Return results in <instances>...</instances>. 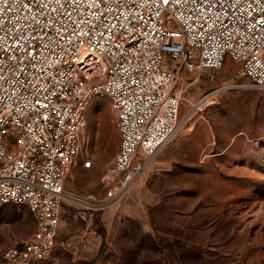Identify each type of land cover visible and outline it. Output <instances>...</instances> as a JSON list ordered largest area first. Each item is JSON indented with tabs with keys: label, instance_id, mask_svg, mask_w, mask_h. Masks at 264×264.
Returning <instances> with one entry per match:
<instances>
[{
	"label": "built area",
	"instance_id": "1",
	"mask_svg": "<svg viewBox=\"0 0 264 264\" xmlns=\"http://www.w3.org/2000/svg\"><path fill=\"white\" fill-rule=\"evenodd\" d=\"M240 68L182 115V69ZM264 88V0H0V205L31 211L32 236L9 264L58 245L66 183L93 165L87 110L106 98L119 134L106 209L218 97Z\"/></svg>",
	"mask_w": 264,
	"mask_h": 264
},
{
	"label": "rangeland",
	"instance_id": "2",
	"mask_svg": "<svg viewBox=\"0 0 264 264\" xmlns=\"http://www.w3.org/2000/svg\"><path fill=\"white\" fill-rule=\"evenodd\" d=\"M239 68L227 59L219 70L182 69L181 114ZM87 121L93 165H79L67 180L57 247L28 264H264V88L218 97L106 209L96 204L115 177L119 147L106 98L92 100ZM34 229L28 207L0 205V264Z\"/></svg>",
	"mask_w": 264,
	"mask_h": 264
},
{
	"label": "bare ground",
	"instance_id": "3",
	"mask_svg": "<svg viewBox=\"0 0 264 264\" xmlns=\"http://www.w3.org/2000/svg\"><path fill=\"white\" fill-rule=\"evenodd\" d=\"M72 199H73V197H71ZM73 200H76L77 202H80V203H83V204H86V205H89L90 203L89 202H87V201H83L82 199L81 200H79V199H73Z\"/></svg>",
	"mask_w": 264,
	"mask_h": 264
}]
</instances>
